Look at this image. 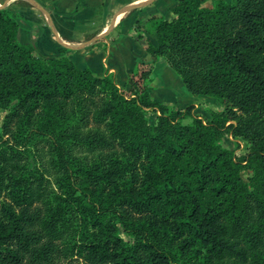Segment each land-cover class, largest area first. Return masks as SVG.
<instances>
[{
  "label": "trees",
  "instance_id": "trees-1",
  "mask_svg": "<svg viewBox=\"0 0 264 264\" xmlns=\"http://www.w3.org/2000/svg\"><path fill=\"white\" fill-rule=\"evenodd\" d=\"M175 1L126 90L0 9V264H264V0ZM160 59L222 111L153 101Z\"/></svg>",
  "mask_w": 264,
  "mask_h": 264
},
{
  "label": "rangeland",
  "instance_id": "rangeland-1",
  "mask_svg": "<svg viewBox=\"0 0 264 264\" xmlns=\"http://www.w3.org/2000/svg\"><path fill=\"white\" fill-rule=\"evenodd\" d=\"M215 1L217 0H205L203 6L210 8ZM223 1L229 2L230 0ZM4 2L5 0H0V7L5 4ZM164 2L165 0H157L149 8L121 15L114 29L103 39L79 51H69L60 47L47 27L43 16L24 0L11 2L8 6L11 10H8L7 7L6 9L12 14L13 19L18 25V42L22 45H30L31 42L34 56L40 61L54 60L64 54L77 69H91L90 71L98 77L105 74L111 75L116 86L126 90L128 89V76L137 64L149 60V54L146 51L147 45L157 46L154 34L155 20L159 18L171 20L173 18L172 13H170L171 5ZM26 11H29L30 14ZM117 11L115 9L111 12L108 20L105 19L103 13H97L93 19L85 21L84 25L74 24L72 25L73 27L69 25L71 27L69 31L72 32L71 35H60V37L63 41L74 45L87 42L111 25L112 20L110 19L114 17ZM54 18L52 19L54 24L59 22L55 16ZM46 33L47 37L49 36L52 40V50L44 40ZM36 39L40 40L39 45ZM95 71L100 72L97 73ZM149 86V95L153 101L164 103L175 110H184L186 107L192 106V118H198L203 122L210 119L212 112H220L223 109L221 104L214 98L190 95L180 79L166 65L165 61L161 59L155 66ZM5 115L6 112L0 111V129ZM147 117L150 123L154 122V114L148 113ZM192 118L184 119L183 123H191ZM238 143L241 145V149L245 148L244 143L239 141ZM221 144L223 148L231 151L236 147L237 143L230 137H226L222 140ZM250 177L251 172L249 171L241 173V178L246 183ZM50 179L53 182L54 177L52 176Z\"/></svg>",
  "mask_w": 264,
  "mask_h": 264
},
{
  "label": "crops",
  "instance_id": "crops-1",
  "mask_svg": "<svg viewBox=\"0 0 264 264\" xmlns=\"http://www.w3.org/2000/svg\"><path fill=\"white\" fill-rule=\"evenodd\" d=\"M7 1L8 0H5L4 3L6 4ZM14 1H16V0H12V1L8 2V4L6 5L8 10H11L8 6L10 5L11 2H14ZM35 1L39 5H41L50 14L52 19H55L54 16L57 18V20L59 22H57L54 25H55L59 35H71L72 32H69L70 28H71L70 26H72L74 24L84 25L85 21L93 19L97 13H103L105 19L108 20L109 14L111 12H113L115 9L119 11L123 7H126L128 5H132V4H136V3H140V2H143L146 0H35ZM155 2H153L152 4H150L144 8L137 9L135 11L142 10L145 8H149ZM225 2H227V1H225ZM164 3H168L169 5H171L170 11L176 5V1L174 2V0L173 1L172 0H165ZM26 12L28 14H30L29 11H26ZM159 13H161V12H159ZM168 13H169V11H168ZM151 15H154V14H151ZM112 19L113 18H111L110 20H112ZM116 22H117V20H116ZM127 26H129V25L127 24ZM44 33H45V31H44ZM44 36H45V34H44ZM44 40L47 42V45L52 50V48H53L52 44L53 43H52V40L50 39V37L49 36L47 37V33H46V37ZM36 42H38V45L40 44V40L38 41V39H36ZM30 45L32 46L31 42H30ZM35 47H36V45H35ZM54 50H57V49H54ZM111 61L114 63L113 60H111ZM95 72L98 73L100 71H95Z\"/></svg>",
  "mask_w": 264,
  "mask_h": 264
},
{
  "label": "water",
  "instance_id": "water-1",
  "mask_svg": "<svg viewBox=\"0 0 264 264\" xmlns=\"http://www.w3.org/2000/svg\"><path fill=\"white\" fill-rule=\"evenodd\" d=\"M12 0H8L7 3L5 5H3L2 7H0V9H4L6 8V5L8 4V2H10ZM25 2H27L28 4H30L34 9H36L44 18L47 27L49 28L50 32L53 34L54 39L56 41V43L62 47L63 49L69 50V51H79V50H83L85 48L90 47L92 44L96 43L97 41L103 39L109 32H111L114 29V26L116 24V20L119 16L126 14V13H130L133 12L137 9H141L144 8L150 4H152L153 2H155L156 0H146L140 3H136V4H132V5H128L126 7L121 8L113 17L111 25H109L104 31H102L100 34L96 35L95 37H93L92 39H90L87 42L78 44V45H74V44H70L67 43L65 41H63L53 23V20L50 16V14L41 6L39 5L35 0H24Z\"/></svg>",
  "mask_w": 264,
  "mask_h": 264
},
{
  "label": "bare ground",
  "instance_id": "bare-ground-1",
  "mask_svg": "<svg viewBox=\"0 0 264 264\" xmlns=\"http://www.w3.org/2000/svg\"><path fill=\"white\" fill-rule=\"evenodd\" d=\"M119 17H120V16H119ZM119 17H118V19H119ZM118 19H117V20H118Z\"/></svg>",
  "mask_w": 264,
  "mask_h": 264
}]
</instances>
